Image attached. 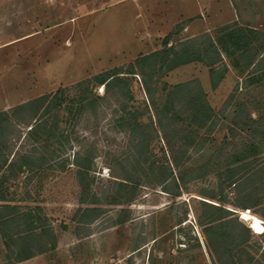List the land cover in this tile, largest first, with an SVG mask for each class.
Here are the masks:
<instances>
[{
  "label": "rangeland",
  "instance_id": "obj_1",
  "mask_svg": "<svg viewBox=\"0 0 264 264\" xmlns=\"http://www.w3.org/2000/svg\"><path fill=\"white\" fill-rule=\"evenodd\" d=\"M235 25L258 33L252 47L264 44V0H0V112L10 113L20 104L58 91L67 98L59 118L61 144H54L61 158L33 172L14 174L0 167V206L38 208L57 239L54 250L15 264H215L199 223L205 214L201 202L219 205L204 195L221 194L215 163L237 106L250 104L253 119L259 117L253 104L264 106V50L242 75L244 62L237 60L235 68V57L223 54L218 70L227 71L215 89L209 68L201 63L148 78L157 101L166 84L196 82L214 110L212 128L189 136L194 145L180 169L172 165L139 69L133 75L125 73L140 56L161 51L170 34L177 42L204 41L208 35L216 39L222 29ZM116 70L124 73L122 90L114 87L107 92L90 83L86 95L98 97L97 104L78 113L79 106L72 100L80 98L79 84ZM233 94L236 99L227 105ZM124 106L142 114L143 123L153 120L157 131L149 129L150 158L159 166L172 167L174 179L167 188L177 197L142 177L133 200L124 203L131 193L120 192L115 185V176L121 173L119 162L133 152L131 133L122 129ZM21 129L23 135L14 151L27 132L26 127ZM167 132L171 134L172 128ZM252 142L259 153L264 150V138ZM84 151L94 156L85 200L95 195L101 202L96 207L103 210L92 224H87L89 215L83 211L90 205L81 203L83 186L72 164L74 155ZM260 159L264 160V153ZM221 161L223 165V155ZM180 176L185 182L179 183L178 190L174 180ZM226 192L234 203L232 190ZM115 200L122 203L114 204ZM227 208L249 228L241 219L243 210ZM246 211L264 225V206ZM249 230L251 254L264 264V232ZM13 263L0 233V264Z\"/></svg>",
  "mask_w": 264,
  "mask_h": 264
},
{
  "label": "trees",
  "instance_id": "obj_2",
  "mask_svg": "<svg viewBox=\"0 0 264 264\" xmlns=\"http://www.w3.org/2000/svg\"><path fill=\"white\" fill-rule=\"evenodd\" d=\"M255 34L258 33L236 25L222 29L216 39L208 35L204 41L192 38L177 42L174 35L170 34L163 40L161 51L140 56L129 72L125 73L133 75L135 68L139 69L145 91L150 97L151 108L156 116L157 127L166 140L173 159L172 165L176 169L182 167L185 162L183 160L188 159L189 148L194 145V140L189 139V136H197L200 129L210 130L215 113L208 104L207 94L198 83L188 82L172 87L166 84L157 101L148 78L152 79L156 75L161 77L180 66L201 63L209 68L211 84L215 89L223 79V73L227 71V68L221 72L218 70V66H223V54L228 58L235 57V62L232 64L235 68H238L237 60L244 62V68L240 70L242 75L253 65L260 51L264 50V44L258 48L251 46L253 41H258ZM123 74L116 70L114 73L97 76L92 81L79 84L82 90L80 98L72 100V104L79 106L78 113L85 111L86 106L97 104L98 97L91 98L86 95L90 83L104 87L107 92L118 87L120 92ZM235 99L236 95H231L227 105ZM66 101L64 93L58 91L53 95H43L20 104L10 113L0 112L1 168L6 167L14 174L17 171L33 172L61 158L54 144H61L59 118L61 111L66 109L63 107H67L64 106ZM84 101L85 105H83ZM249 106L248 103L237 106L228 127L229 135L223 139V150L221 148V151L217 152L218 162L215 163V169L221 184V194L212 191L204 196L219 205L201 202L205 214L199 218V223L204 227L209 253L215 264H260L251 254L252 236L249 228L239 221L235 212L227 208V205H232L244 212L264 206V160L260 159L264 150L259 153L252 142L257 137L264 138V106L253 104V109L259 113L257 119L252 118L250 113L252 108ZM123 108L126 116L121 118L122 129L129 131L133 139V152L127 154L121 163L119 162L121 173L115 176L117 178L115 185L119 191L127 190L131 193L124 203L133 200L136 190L141 186L142 177L146 178L149 185L162 187L163 192L172 193L167 188L170 180L174 179L172 167L169 164L159 166L157 162L151 161L148 151L149 129L157 131L153 120L143 123L140 119L142 114L138 111H127L126 106ZM21 127L27 128L25 141L23 140L25 144L23 145L22 142L14 151L16 142L23 135ZM168 128H172L171 134L167 132ZM93 163L94 156L89 151L76 153L72 162L78 168L77 176L83 186L84 196L81 203L90 205L83 211L85 215H89L87 224L96 221L103 211L96 207L101 202L95 195L89 201L85 200V195H89L90 192L88 176L92 171ZM59 164L62 169L65 168L64 163ZM151 177H155L154 182L150 181ZM184 182L181 176L175 179V188L179 190V183ZM227 190H232L236 196L234 203L229 201ZM172 195L177 197L179 194L172 193ZM113 203L119 205L122 202L115 200ZM38 210V208L33 211L23 210L18 206H0V233L10 258L14 261L13 264L30 260L56 248L57 239L54 231L51 227L46 228Z\"/></svg>",
  "mask_w": 264,
  "mask_h": 264
},
{
  "label": "bare ground",
  "instance_id": "obj_3",
  "mask_svg": "<svg viewBox=\"0 0 264 264\" xmlns=\"http://www.w3.org/2000/svg\"><path fill=\"white\" fill-rule=\"evenodd\" d=\"M241 219L249 225V228L255 233L264 232V225L261 220L250 214L249 211L241 213Z\"/></svg>",
  "mask_w": 264,
  "mask_h": 264
}]
</instances>
